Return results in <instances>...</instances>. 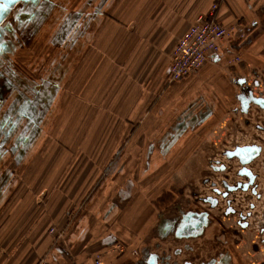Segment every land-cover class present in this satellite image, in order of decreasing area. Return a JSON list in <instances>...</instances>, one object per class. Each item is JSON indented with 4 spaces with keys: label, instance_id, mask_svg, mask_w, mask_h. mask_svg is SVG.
I'll return each instance as SVG.
<instances>
[{
    "label": "crops",
    "instance_id": "obj_1",
    "mask_svg": "<svg viewBox=\"0 0 264 264\" xmlns=\"http://www.w3.org/2000/svg\"><path fill=\"white\" fill-rule=\"evenodd\" d=\"M213 4L214 19L235 28V36L197 72L170 81L173 48ZM85 30L53 117L3 188L0 264H37L43 257L96 264V254L117 243L142 249V259L129 251L105 256L104 264H148L156 253L174 255L184 241L163 239L159 222L164 213L179 214L183 203L170 205L176 192L206 170L209 134L196 127L163 161L152 146L196 97L223 102L217 120L237 81L264 65V0H109ZM235 56L242 60L230 62ZM167 192L172 198L162 204ZM52 227L65 236L57 239ZM244 253L236 264H264L259 249L255 259Z\"/></svg>",
    "mask_w": 264,
    "mask_h": 264
},
{
    "label": "flooded vegetation",
    "instance_id": "obj_2",
    "mask_svg": "<svg viewBox=\"0 0 264 264\" xmlns=\"http://www.w3.org/2000/svg\"><path fill=\"white\" fill-rule=\"evenodd\" d=\"M95 1L0 0V200L15 165L37 145L54 115L90 19L109 2ZM256 75L237 81L235 94L226 96L217 120L213 116L222 101L207 94L192 99L170 132L152 146H158L163 161L196 127L203 125L204 136L215 127L220 131L217 149L210 154L212 145L207 147L204 173L187 181L185 194L179 190L178 200L170 204L183 203L179 214L164 213L159 222L163 239L172 237L183 244L174 255L149 256L148 264H236V257L242 261L247 256L246 249L253 254L263 250L264 108L251 98L264 97V80ZM255 107L261 120L251 117ZM171 195L164 193L160 202L170 201ZM138 256L142 259V249Z\"/></svg>",
    "mask_w": 264,
    "mask_h": 264
},
{
    "label": "built area",
    "instance_id": "obj_3",
    "mask_svg": "<svg viewBox=\"0 0 264 264\" xmlns=\"http://www.w3.org/2000/svg\"><path fill=\"white\" fill-rule=\"evenodd\" d=\"M217 7V4H213L208 14L199 16L196 22L178 40L170 58L171 80H179L199 70L209 59L210 54L221 53L222 43L226 38L235 36V28L227 27L214 19ZM240 60L242 57L235 56L230 62ZM260 172L263 176L264 170L261 169ZM71 213L69 214L71 215ZM50 231L55 233L57 239H62L65 236V231H58L56 227H52ZM129 251L135 256L138 255V250H128L124 243L113 244L97 253L95 262L96 264H104L105 256L114 253L125 254ZM37 264L55 263L47 257H43Z\"/></svg>",
    "mask_w": 264,
    "mask_h": 264
},
{
    "label": "rangeland",
    "instance_id": "obj_4",
    "mask_svg": "<svg viewBox=\"0 0 264 264\" xmlns=\"http://www.w3.org/2000/svg\"><path fill=\"white\" fill-rule=\"evenodd\" d=\"M40 54V53H39ZM38 54V55H39ZM258 70H262V71H259V73H257V77L258 76H262V79L264 80V76H263V74H264V65L263 66H261V68H259ZM252 79H254L255 77L254 76H252L251 77ZM263 84H264V82H263ZM258 111H259V109L258 108H254L253 110H252V119L254 120V121H256V120H261L260 118H258V115H259V113H258ZM244 116V115H243ZM253 126H255L254 124H252ZM218 131H219V129L217 128V127H215V128H212V130L208 133L209 135H208V140L205 138L204 140L206 141V144H207V146L208 145H212V147H210L209 148V152H210V154L212 153V151L213 150H215V149H217V145H216V143H217V138H218ZM252 131L253 132H255V131H258L257 130V126L255 127V130H253L252 129ZM202 133H204V132H202ZM219 133H220V131H219ZM200 135V134H199ZM199 138H200V136L197 138V141L199 140ZM203 140V143L205 144V141ZM196 141V142H197ZM200 141L201 140H199L198 141V143H200ZM197 143V144H198ZM193 146H195V144H193ZM193 148V147H192ZM192 150V149H191ZM208 153V152H207ZM207 155V154H206ZM206 174V173H205ZM211 175H214L215 176V174H213V173H210ZM190 180V179H189ZM178 184L180 185V183L178 182ZM206 188L207 187H205V189H202L201 191L203 192V193H205V190H206ZM180 191H183V192H185L184 190H181V189H179ZM178 190V191H179ZM193 190H196L195 188H193ZM200 190V189H199ZM201 192V193H202ZM186 193H187V191H186ZM250 254H251V252H250ZM254 256V254H252V256H251V258L252 259H255V256ZM257 256L258 257H260V259H264V248H263V250L261 251V253H258L257 254Z\"/></svg>",
    "mask_w": 264,
    "mask_h": 264
},
{
    "label": "water",
    "instance_id": "obj_5",
    "mask_svg": "<svg viewBox=\"0 0 264 264\" xmlns=\"http://www.w3.org/2000/svg\"><path fill=\"white\" fill-rule=\"evenodd\" d=\"M251 100L254 102V103H256V104H258V105H260L262 108H264V97H252L251 98ZM249 100L247 99V100H245L244 101V105L245 106H247V102H248ZM246 109V108H245ZM244 109V110H245ZM257 153H256V155L258 154V152H259V148H257ZM151 264H157V263H155L154 261H152V263Z\"/></svg>",
    "mask_w": 264,
    "mask_h": 264
}]
</instances>
